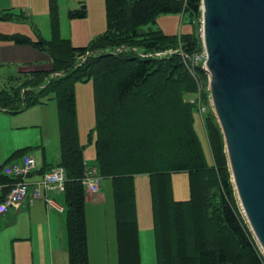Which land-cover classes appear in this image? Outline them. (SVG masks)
I'll return each instance as SVG.
<instances>
[{"label": "trees", "instance_id": "trees-1", "mask_svg": "<svg viewBox=\"0 0 264 264\" xmlns=\"http://www.w3.org/2000/svg\"><path fill=\"white\" fill-rule=\"evenodd\" d=\"M105 2L107 28L88 45L74 46L61 36L56 0H51L52 39L38 34L37 40H32L27 35L0 32V40L30 44L47 53L53 63L50 68L18 77L21 81L10 90L0 88V110L18 112L35 103L57 102L59 165L67 171L69 264H90L83 182L87 164L79 137L75 91L76 82L90 79L94 80L97 114L95 166L102 177L112 179L119 264H141L134 183L140 174L151 178L159 264H264V255L238 204L216 116L211 110L203 117L213 155L210 166L193 126L192 107L197 105L184 100L197 92V85L179 49L186 53L198 49L199 24L195 19L201 17L202 0ZM181 12H188L191 33L167 34L162 29L146 31L141 26L155 23L160 14ZM87 15L85 3L68 11L71 18ZM18 16L21 13L10 9L0 11L3 20ZM156 41L162 44L157 46ZM169 49L173 52L168 56H153ZM15 78L10 75V82ZM155 100L165 104L164 112L152 107ZM181 107L185 108L177 112ZM138 108L141 113L135 114ZM25 152L18 149L15 154ZM2 167L0 185H8L3 188L5 193L16 179L6 175ZM175 172H188L190 199L172 197L170 175ZM209 221L216 228H211Z\"/></svg>", "mask_w": 264, "mask_h": 264}, {"label": "rangeland", "instance_id": "rangeland-1", "mask_svg": "<svg viewBox=\"0 0 264 264\" xmlns=\"http://www.w3.org/2000/svg\"><path fill=\"white\" fill-rule=\"evenodd\" d=\"M104 5L102 6L101 0H94L92 2L85 1V4L90 10L97 12V14L87 16L86 18H71L68 16V12L65 15L63 21V7L68 4V0H56L59 13L60 27H63L62 31L70 30L72 31L73 39L72 42L77 44V46L88 45L91 39L105 32L107 28V15H106V2L103 0ZM51 0H47V12L49 21H51ZM79 5L75 0L71 3V7L75 8ZM79 7V6H78ZM101 8V13L99 12ZM69 11V10H68ZM17 13H21V16L11 18L8 20L0 19V24H5L3 33L6 34H23L29 36L32 40H37L38 34L43 38L50 40L53 37L52 28L43 30L40 26V20H35L30 14V11L21 9ZM200 15L198 16L197 23L200 26ZM15 20L22 23H15ZM7 21L8 23H2ZM45 22L48 21L45 17ZM34 23V25H33ZM51 24V23H50ZM146 31L150 29H162L165 32L171 34H182L191 33L192 25L190 23V18L188 12L181 13H163L157 17L155 23H146L141 25ZM61 31V30H60ZM82 32L80 40L76 39V34ZM62 36V35H61ZM162 42L156 41V45H160ZM24 46H30V44H18L13 40H0V88L11 89L15 83H19L26 72H22L19 69V65L14 60H6V58H14L16 55L23 50ZM76 46V45H74ZM32 47V46H31ZM199 47V46H198ZM35 49V48H34ZM39 50V49H37ZM180 55L181 52H179ZM42 62L33 63L34 67ZM25 69V68H23ZM31 73V72H28ZM58 74V73H57ZM15 75L13 82H10L9 76ZM22 75V76H21ZM206 79L208 76L202 74ZM20 77L21 79H18ZM170 86V85H169ZM208 86V84H207ZM171 87V86H170ZM24 91V89H23ZM22 91V93H23ZM76 91V109L79 127V137L81 143L84 145L83 156L85 161L90 164H95L97 162V147H96V123L97 114L95 107V97H94V80L90 79L84 82L75 83ZM172 98L176 99L175 91L171 90ZM193 94L186 96L184 100H189ZM202 97L204 98V104L207 107L208 115L212 108L211 94L208 88H203ZM158 100V99H157ZM154 101L152 107L158 112H164L165 104ZM183 103V102H182ZM195 103V102H194ZM184 104V103H183ZM57 108V102L55 99L49 100L46 104L35 103L29 106L25 110H20L18 112H6L0 114V124L4 127V133H0V167L3 171L5 165L8 163H13L15 159L24 158L27 152L33 153L37 158L38 153L36 150L42 148L46 140L54 142L56 136L52 134L51 128L48 127L49 123L45 121V115L49 108ZM185 107H181L177 112L182 111ZM198 108V109H197ZM192 107V117L193 126L197 133L198 138L201 139L203 144V150L206 156L208 164L211 166L213 161L212 151L209 147L207 140V135L204 127L203 117L205 116L204 110L200 112V105ZM214 112V111H213ZM141 113V109H137L134 112ZM59 134V131H58ZM90 134L92 138H90ZM41 141L38 143V141ZM18 149H25V153L17 156L15 154ZM53 145L50 148L51 155L54 153ZM52 157V156H51ZM58 159V156L53 158L52 162ZM38 160V159H37ZM38 164L42 165V162L38 160ZM42 174L38 176L35 180L41 179ZM232 179V176H231ZM107 180V178H102V181ZM101 183V181H100ZM136 198L139 204V227H140V251H141V264H159L158 261V248L156 243V230H155V212H154V199L151 187V178L148 174H140L134 179ZM233 183V182H232ZM171 184V195L175 200H188L191 197L190 191V178L188 172H175L170 175ZM234 186V185H233ZM235 190V188H234ZM100 191V190H99ZM102 191H100L101 194ZM99 192L94 193L95 197L98 196ZM236 193V191H235ZM237 197V193H236ZM98 202L96 205L91 202H87L88 215L87 224L89 228V246L91 262L90 264H119L118 260V240H117V224H116V213H115V199L113 186L103 192L100 197H96ZM238 200V198H237ZM239 207L241 209L240 203L238 201ZM22 205V204H21ZM20 205V206H21ZM20 208V207H19ZM18 208V209H19ZM98 212L100 215L96 218H91L93 211ZM243 214V211L241 209ZM88 213V214H87ZM201 218L202 212H200ZM244 216V215H243ZM21 224V223H20ZM20 224L16 226L15 231L21 232ZM211 228H216L209 221ZM256 240V239H255ZM27 239L24 236L23 240H17L20 246L25 247ZM257 241V240H256ZM258 243V242H257ZM35 249L37 242L34 243ZM259 246V244H258ZM260 248V246H259ZM261 250V248H260ZM262 252V250H261ZM263 253V252H262ZM264 255V254H263ZM56 258L58 260L62 259L61 254H57ZM68 262V255H67Z\"/></svg>", "mask_w": 264, "mask_h": 264}, {"label": "water", "instance_id": "water-1", "mask_svg": "<svg viewBox=\"0 0 264 264\" xmlns=\"http://www.w3.org/2000/svg\"><path fill=\"white\" fill-rule=\"evenodd\" d=\"M201 8L212 108L244 218L264 254V0H202Z\"/></svg>", "mask_w": 264, "mask_h": 264}, {"label": "crops", "instance_id": "crops-1", "mask_svg": "<svg viewBox=\"0 0 264 264\" xmlns=\"http://www.w3.org/2000/svg\"><path fill=\"white\" fill-rule=\"evenodd\" d=\"M73 1L74 0H68V4L62 8L63 21H65L64 17L67 14L68 10L74 9L71 7V3ZM75 1L78 2L80 5L81 3H85V1L92 2L94 0H75ZM101 1H102L101 7H103L104 2L103 0ZM9 9L14 12L21 11V9L30 11L31 13L30 15L35 20H40L39 21L40 26L43 28V30H46V28L50 30L51 28V24H50L51 22L49 21L48 15L46 14L47 0H0V11L9 10ZM87 9H88L87 16L91 17L95 13L97 14V12L90 10L88 6ZM99 12L101 13V8ZM45 17L48 20L46 22L44 21ZM10 21H14L15 23H22L15 20H10ZM2 23H8V22L4 21ZM6 27L7 25L0 24V32L3 33ZM60 29H61L62 37L64 39H70L72 42L73 39L72 31L70 30L62 31L63 27H60ZM165 33L171 34L169 32H165ZM81 35L82 32H78L76 34V39L80 40ZM73 45L77 46V44L75 43H73ZM24 47L25 48L21 50L20 53L16 55L14 58L12 59L8 57L6 58V60L16 61L17 65H19L20 71L22 72L39 71V70H44L46 68H50L53 65L52 60L47 53L38 51L31 46H24ZM38 62H42L38 65V67H34L33 65H30ZM23 110L25 109H22V111ZM6 112L9 111L0 110V114ZM45 121L49 123L48 127L51 128L52 134L56 136V139L54 142L46 140L42 148L36 150L39 156L38 158L31 152L26 153V154L34 155L36 159L42 162V165L38 164L39 167L38 170L34 172L32 175H30L29 177L30 180H35L44 171L60 163L61 150H60V136L58 134L59 131L58 111L56 107L49 108V110L45 115ZM0 133H4V127L2 124H0ZM40 142L41 141L39 140L38 143ZM52 145L55 149H54V153L51 155L50 148ZM56 156H58V159L52 162L53 158H55ZM21 159L22 158L20 157L13 161H20ZM111 180H112L111 178H107V180L105 181L101 180L100 183V191H102L101 194H103V192H107V190L111 188L112 185ZM7 186L8 185H0V198L2 196L4 197L9 191L6 190L5 193L3 192V188H7ZM98 194L99 195L96 197L101 196L100 192ZM45 196L52 198L58 205L63 206L65 208L66 206L65 192L50 190L47 191ZM96 197L94 194H88L86 200L87 202H91L95 206L96 202H98V199H100V198L97 199ZM136 208H137V219L139 225V218H138L139 204L137 198H136ZM86 211H87V204H86ZM99 215L100 214L98 212H95L94 210L93 213L91 214V218H96ZM87 219H88V215H87ZM19 224L21 226L22 233L15 231L16 226H18ZM65 224H66L65 209L64 211H62V210H58L56 207L50 208L45 197L41 199H37V198H33L32 193H29L28 198L20 206L19 209H12L10 212L0 214V264H69V257L67 262L68 252H67V238H66ZM87 231H88V241H89L88 224H87ZM24 236L27 239L25 243V247L20 246L19 243L16 242L17 240H23ZM139 240H140V227H139ZM36 242H37V246L35 249L34 243ZM89 253H90V246H89ZM57 254L62 255L61 260H58L56 258ZM89 258L91 262L90 254H89Z\"/></svg>", "mask_w": 264, "mask_h": 264}, {"label": "built area", "instance_id": "built-area-1", "mask_svg": "<svg viewBox=\"0 0 264 264\" xmlns=\"http://www.w3.org/2000/svg\"><path fill=\"white\" fill-rule=\"evenodd\" d=\"M198 49L192 53H186L181 47L179 52L183 57V61L189 74L193 77L197 85V92L190 98L191 102L200 105V112L204 110L207 113V107L204 104L202 97L203 88H208V79L202 74H207V51L204 43L203 19L200 18V26L198 27ZM173 50L160 51L155 53V56H162L172 53ZM143 56H146L143 54ZM209 89V88H208ZM37 169V161L32 155H26L21 161L8 164L5 166V174L13 177L16 181L11 184L9 192L0 202V214L10 212L12 209H18L26 200L30 191L33 198L41 199L45 197L49 207H56L58 210H63V207L58 205L52 198L46 197L47 191H65L67 172L63 166H56L45 172L41 179L29 181L28 176ZM101 175L96 166L87 165L83 182L86 190L89 193L98 192L100 189Z\"/></svg>", "mask_w": 264, "mask_h": 264}]
</instances>
